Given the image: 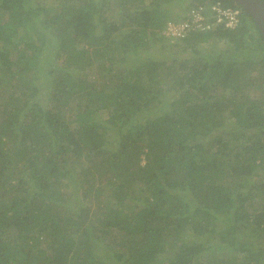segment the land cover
<instances>
[{"label": "trees", "instance_id": "trees-1", "mask_svg": "<svg viewBox=\"0 0 264 264\" xmlns=\"http://www.w3.org/2000/svg\"><path fill=\"white\" fill-rule=\"evenodd\" d=\"M171 1L0 0V264L264 260V247L246 241L242 261L222 251L239 231L264 230L263 196L243 191H264V92L250 93L264 82V56L238 63L231 53L249 46L251 21L264 36L239 3L223 0L242 9L236 28L170 37L172 54L159 58L151 43L176 19ZM30 22L37 38L20 35ZM211 36L232 47L205 54L198 45ZM48 46L64 65H41ZM189 48L194 55H182ZM257 63L259 78L249 72ZM93 66L100 81L84 74ZM167 85L183 97L165 100ZM74 176L81 188L64 190ZM105 191L115 201L96 216L84 201ZM129 198L145 202L129 211Z\"/></svg>", "mask_w": 264, "mask_h": 264}, {"label": "rangeland", "instance_id": "rangeland-1", "mask_svg": "<svg viewBox=\"0 0 264 264\" xmlns=\"http://www.w3.org/2000/svg\"><path fill=\"white\" fill-rule=\"evenodd\" d=\"M50 2L52 0H49ZM150 0H148L149 2ZM191 6L188 10H185L186 7ZM196 6V5H195ZM192 5V0H173L170 2L169 5H167V11H169L170 15H172L173 17H176V19L170 20V21H175V20H180L182 19L185 15H187V13L190 12V10L195 7ZM244 18L248 21H250L251 19L247 16H244ZM169 21V20H168ZM36 23L38 24L37 26L41 29L44 28L43 24H40L39 20L36 21ZM252 28L249 31V33L247 34V37H250V40L247 42V44L249 45L248 47H243L242 49L239 50V53H234L233 50H231V53H233V55L236 54V58L238 59V63L240 61H242V58L247 55V54H251L254 58L257 59H261L264 56V49L262 50L260 47L263 45L264 46V41L262 42V40H260V35L257 32L256 28H253L254 26V22L251 21L250 22ZM34 23L30 22L27 25L21 27L20 29V35H28L32 34L33 36H35V38H37L38 32L34 27ZM164 32L167 34L165 35L166 38H155L152 43H151V51L156 52V54L158 55L159 58L165 57L169 54H172L173 51V47L172 45L169 46V39L171 36H169V31L166 28L164 30ZM168 36V37H167ZM2 45V41L0 40V46ZM198 47L200 48V50L202 52H204L205 54H218V53H227V50L232 47V44L226 39V38H221V37H215V36H211L209 37L207 40L202 41ZM264 48V47H262ZM182 49V48H181ZM178 53L180 52L177 51ZM177 52H174V55H176ZM44 53L45 58H41V65L43 66H47V65H55V66H62L64 65V60H63V55L61 57L57 56V48L55 46H48L46 47ZM129 55L132 57L130 59L131 62L134 63V60L137 58L136 56L132 55L131 51L128 52ZM193 54V51L189 48L186 49L184 53H182V55L185 56H191ZM152 55V54H151ZM194 55V54H193ZM50 60V62H48ZM51 63V64H50ZM261 63H257L255 68H249V72H251L252 74H254V76H256L257 78L260 77L259 74H261ZM85 75H87L90 79H96L97 81H100L99 79L101 78L100 76H102V74L95 68V66H93L92 68L87 69L84 72ZM49 77L45 76L42 77L41 81L42 82H46L48 81ZM170 81V75H169V80ZM176 86V85H175ZM174 86V87H175ZM170 88L169 85H167V89L165 90L164 93L166 94V98L165 100L168 98L169 101L176 99L178 97H183V95L181 94V89L180 85H177L176 88L174 89ZM261 91L264 92V82L262 80L257 81L256 84H254L252 86V88L250 89V93L253 95H251V97L254 98H259L262 94ZM157 109H161L163 110L162 106H157ZM156 110V108H155ZM160 111V110H159ZM69 118L71 116H73V111L69 110ZM107 116V110L103 109L102 111H100V117H106ZM77 122H72V125H75ZM113 130H110V132ZM112 133V132H111ZM118 133V131H115L114 134ZM112 139V136H111ZM114 139V138H113ZM244 139L239 140L238 142H242ZM232 143H234L232 141ZM114 146L116 144H113ZM252 179H256V177H252ZM252 179H250V181H253ZM261 181H258V183H260ZM264 182V180H263ZM81 183H82V179H78L77 177L74 176V178L72 177H66L63 181L62 187L64 190L66 191H71L73 190H78L81 187ZM247 184H250L249 182ZM102 185V189H108L110 187H112L110 184H107V182H100L98 181L96 186H100ZM260 186H262V184H260ZM253 192L254 193H260V196H263L262 198H260L261 202L264 203V191L260 188V187H256L255 190L252 188H250V186H244L243 191H248V192ZM148 194V192H146ZM116 194H112L108 191L103 192V196L100 195H90L88 198L85 199L84 203L86 205H88L90 207V210L92 211V213H94L96 216L99 215L98 213H100L102 211V209L105 208V205L108 204V201H112L114 202V197ZM145 195V194H144ZM78 198V196H76ZM77 202V200L74 198L72 199V204H75ZM145 202L144 198H140L139 200H137V202H135L133 199L129 198L127 200L126 206L129 209V211H134L135 209H139L140 206ZM254 202L259 203L258 200L254 199ZM213 225H211L212 227ZM256 230H252L250 228H248L247 230L244 231H239V233H237V238L234 240V247L231 244V246L227 245L228 248L224 247V249L222 251L226 252L225 254H237L238 255V259L239 261H242L241 259H244L247 257L246 253H244L242 251V245L244 244V242H248V244L254 246V247H264V230L259 229L258 232H253ZM188 232H192L191 230ZM216 235V232H213ZM214 234L208 233L206 232V234L201 235V237L203 238H212L213 236V243L216 245H226L228 241H226V244L224 242H220V240H218L219 236H214ZM219 234V233H217ZM220 238V237H219ZM229 243V242H228ZM230 244V243H229ZM231 249V250H230ZM214 250L219 251L217 248H215ZM230 251V252H229ZM209 253H205L204 257H202V260L206 261L208 260L207 256ZM171 255V254H170ZM210 255V254H209ZM209 257V256H208ZM264 258V256H263ZM255 264V262H254ZM261 264H264V260L261 262Z\"/></svg>", "mask_w": 264, "mask_h": 264}, {"label": "built area", "instance_id": "built-area-1", "mask_svg": "<svg viewBox=\"0 0 264 264\" xmlns=\"http://www.w3.org/2000/svg\"><path fill=\"white\" fill-rule=\"evenodd\" d=\"M242 9L215 0L193 7L187 15L168 24L169 36L185 38L194 32L215 31L218 27L233 29L241 23Z\"/></svg>", "mask_w": 264, "mask_h": 264}, {"label": "water", "instance_id": "water-1", "mask_svg": "<svg viewBox=\"0 0 264 264\" xmlns=\"http://www.w3.org/2000/svg\"><path fill=\"white\" fill-rule=\"evenodd\" d=\"M254 18L264 36V0H234Z\"/></svg>", "mask_w": 264, "mask_h": 264}]
</instances>
